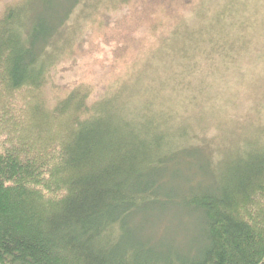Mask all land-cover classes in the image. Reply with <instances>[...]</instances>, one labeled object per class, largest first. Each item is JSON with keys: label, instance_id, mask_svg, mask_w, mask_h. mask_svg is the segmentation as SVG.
I'll return each mask as SVG.
<instances>
[{"label": "trees", "instance_id": "obj_1", "mask_svg": "<svg viewBox=\"0 0 264 264\" xmlns=\"http://www.w3.org/2000/svg\"><path fill=\"white\" fill-rule=\"evenodd\" d=\"M39 1L0 7V264H264V128L237 161L217 167L223 154L211 153L221 177L164 189L161 154L196 142L127 122L135 111L117 81L99 96L92 83L64 87L66 23L84 0L49 12ZM171 205L199 215L196 250L156 251L133 226Z\"/></svg>", "mask_w": 264, "mask_h": 264}, {"label": "rangeland", "instance_id": "obj_2", "mask_svg": "<svg viewBox=\"0 0 264 264\" xmlns=\"http://www.w3.org/2000/svg\"><path fill=\"white\" fill-rule=\"evenodd\" d=\"M10 1L0 0V7ZM71 1L44 0L43 9L49 12L52 3L60 10ZM117 1L74 6L66 23L73 53L60 63L57 79L64 87L92 83L94 96L117 81L113 90L124 88L122 98L129 97L135 111L127 122L144 121L156 135L188 131L199 147L161 154L156 173L164 189L189 192L199 181L221 177L213 161L223 158L217 167L237 161L241 146L264 128V0H130L114 6ZM218 152L223 155L213 159ZM139 215L133 226L155 236L156 251L168 246L187 252L202 243L200 217L189 208L171 205L158 220L146 209Z\"/></svg>", "mask_w": 264, "mask_h": 264}]
</instances>
